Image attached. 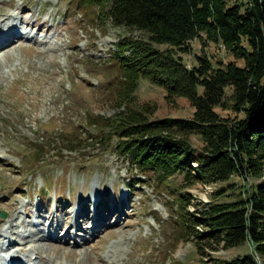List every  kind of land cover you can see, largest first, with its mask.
<instances>
[{
    "label": "rangeland",
    "instance_id": "rangeland-1",
    "mask_svg": "<svg viewBox=\"0 0 264 264\" xmlns=\"http://www.w3.org/2000/svg\"><path fill=\"white\" fill-rule=\"evenodd\" d=\"M77 5L0 0V30L10 20L20 33L0 51V255L24 264H222L249 255L260 263L248 243L224 249L197 240L206 230L191 222L213 204L245 198V188L258 181H188L184 172L160 184L114 149L115 138L106 145L113 136L106 119L120 112L141 111L151 122L190 121L194 108L144 80L121 100L127 82L113 53L136 61L147 37L114 27L101 9ZM186 49L176 55L188 70L198 57L222 68L243 65L204 37ZM216 111L233 122L243 116L234 108ZM101 136L105 141L95 143ZM189 139L202 152L201 141ZM179 211L188 218L187 234ZM69 225L74 235L57 239Z\"/></svg>",
    "mask_w": 264,
    "mask_h": 264
},
{
    "label": "trees",
    "instance_id": "trees-1",
    "mask_svg": "<svg viewBox=\"0 0 264 264\" xmlns=\"http://www.w3.org/2000/svg\"><path fill=\"white\" fill-rule=\"evenodd\" d=\"M76 2L80 9H101L114 27L147 37L143 48L134 53L136 61L113 53L127 82L121 100L144 80L166 90L167 99L184 98L194 108L190 121L151 122L141 111L120 112L106 119V128L113 135L106 145L115 138L114 149L140 175L160 184L184 172L188 181L224 183L234 177L245 183L258 181L246 186L245 198L213 204L203 218L191 222L206 230L196 234L197 240H211L224 249L248 243L260 260L249 255L222 264H264V0ZM202 37L222 45L243 65L230 62L222 68L208 57H198L197 66L188 70L176 51L185 53L188 43ZM155 46L167 48L161 51ZM217 108H234L243 116L233 122L222 118ZM189 136L201 141L202 152L193 150ZM104 141L101 136L95 143ZM194 163L198 165L191 172ZM187 219L179 211L177 223L183 233Z\"/></svg>",
    "mask_w": 264,
    "mask_h": 264
},
{
    "label": "bare ground",
    "instance_id": "bare-ground-1",
    "mask_svg": "<svg viewBox=\"0 0 264 264\" xmlns=\"http://www.w3.org/2000/svg\"><path fill=\"white\" fill-rule=\"evenodd\" d=\"M2 25H3L2 26L3 28L0 30V51L8 49L9 47H12V45L15 43V39L20 38L19 37L20 33H19L18 29L16 28V26L14 24L12 25V21L9 20L6 24H2ZM24 34L25 33H23L22 36L24 38H26L27 36H25ZM102 225H103L102 221H101V225L97 223L96 226H98V229L97 230L95 229V230L98 231L99 229H101ZM57 228H59V226ZM73 228H74L73 225H69L66 232L64 234H57L56 238L60 240L64 236H73L74 234L71 232V230H73ZM76 228L78 231L81 230V227H79V226H77ZM57 230H58L57 232L59 233V229H57ZM95 230H94V232H95ZM79 234H80L79 232H78V234L76 233L75 234L76 237L82 236V235L80 236ZM44 237H45V235H44ZM12 264H24V263L16 261V260H12Z\"/></svg>",
    "mask_w": 264,
    "mask_h": 264
},
{
    "label": "water",
    "instance_id": "water-1",
    "mask_svg": "<svg viewBox=\"0 0 264 264\" xmlns=\"http://www.w3.org/2000/svg\"><path fill=\"white\" fill-rule=\"evenodd\" d=\"M0 216H1L2 218H4V217H5V214H4L3 212H1Z\"/></svg>",
    "mask_w": 264,
    "mask_h": 264
}]
</instances>
